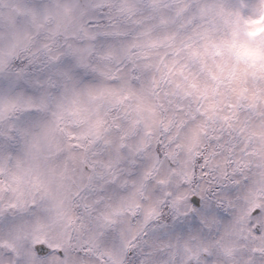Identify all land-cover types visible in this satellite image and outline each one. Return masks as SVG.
I'll list each match as a JSON object with an SVG mask.
<instances>
[{"label":"snow or ice","instance_id":"6c2138e0","mask_svg":"<svg viewBox=\"0 0 264 264\" xmlns=\"http://www.w3.org/2000/svg\"><path fill=\"white\" fill-rule=\"evenodd\" d=\"M0 264H264V0H0Z\"/></svg>","mask_w":264,"mask_h":264}]
</instances>
